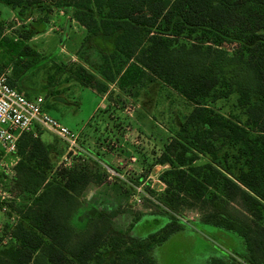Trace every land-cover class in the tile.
Listing matches in <instances>:
<instances>
[{
    "label": "trees",
    "instance_id": "obj_1",
    "mask_svg": "<svg viewBox=\"0 0 264 264\" xmlns=\"http://www.w3.org/2000/svg\"><path fill=\"white\" fill-rule=\"evenodd\" d=\"M0 5L19 25L14 36H6L0 20V73L10 70V87L21 91L42 77L48 92L68 73L106 94L109 85L129 78L141 89L146 77L191 106L152 164L167 166L158 176L164 196L159 205L151 203L158 212L136 213L127 229H115L123 211L100 210V203L84 197L89 186L100 184L88 165L56 168L65 149L59 153L40 131L20 134L12 185L23 204L15 209L9 244L0 248V264H157L153 250L191 230L182 219L193 211L196 227L215 229L239 244L236 258H211L209 264H264V0H0ZM36 10L45 21H34ZM53 11L84 28L85 42L110 44L95 71L78 59L58 64L29 44ZM230 100L236 115L215 110ZM85 150L84 161L95 166L93 150ZM145 216L166 223L146 237L131 234Z\"/></svg>",
    "mask_w": 264,
    "mask_h": 264
},
{
    "label": "rangeland",
    "instance_id": "obj_2",
    "mask_svg": "<svg viewBox=\"0 0 264 264\" xmlns=\"http://www.w3.org/2000/svg\"><path fill=\"white\" fill-rule=\"evenodd\" d=\"M46 18L39 10L33 15L34 21H45ZM0 20L4 22L3 34L14 36L13 32L19 29L14 13L0 5ZM73 22L61 12H51L47 22H44V30L40 28L43 31L35 35L34 46L36 49H45L48 55L44 56L52 57L58 64L70 65L78 59L81 61L78 63L95 71L100 64L99 54L110 51L111 46L100 39L85 42L86 31ZM13 23L15 26L11 28ZM180 42L184 40L181 39ZM62 46L64 52L61 51L59 55ZM225 48L229 53L232 52L231 46ZM4 72L11 75L9 69ZM66 76L69 74H61L53 92H46L42 87L45 81L39 77L36 86L40 88L33 95L44 99L43 109L49 116L73 132L82 131V148L88 146L102 156L100 162H95V166L88 165L92 175H98L100 184L90 187L84 197L92 200V205L100 203V210L123 211L124 214L116 219L115 229H127L136 213L158 212L152 204L159 205L157 199L164 196L165 186L158 176L167 166L152 164L171 141L191 106L157 81L149 84L146 77H143L141 81L147 84L138 89L132 83L133 78H129L125 84L118 82L110 85L107 98L109 104L106 102L105 107L93 115V110L101 102L100 95L76 81H65ZM22 92L25 94L23 89ZM233 107L234 100H230L226 108L219 103L214 106L219 113L236 115L238 110ZM41 134L43 141H52L59 153L65 149L64 144L53 135L47 132ZM2 160L8 162L9 158ZM55 164L56 168L68 167L67 161L60 156ZM83 165L85 164L77 161L74 163L77 168ZM3 169L1 166L0 171L4 172ZM1 172L0 248L9 244L12 228L17 222L18 214L15 209L23 204L12 181ZM141 178V182L136 183ZM12 202L14 204L10 206ZM196 217L198 214L194 211L185 213L182 221L189 224L191 230L172 236L153 250L157 264H209L211 258H236L233 254L239 248L238 241L217 236L215 233L218 231L215 229L196 227L193 224ZM165 223L163 217L145 216L135 225L131 234L146 237L160 230Z\"/></svg>",
    "mask_w": 264,
    "mask_h": 264
},
{
    "label": "built area",
    "instance_id": "obj_3",
    "mask_svg": "<svg viewBox=\"0 0 264 264\" xmlns=\"http://www.w3.org/2000/svg\"><path fill=\"white\" fill-rule=\"evenodd\" d=\"M6 73H0V167H4V172H0L12 181L19 160L16 142L20 134L35 136L37 131L47 132L64 144V160L83 162V157L88 155L80 145L81 132L69 130L45 113L42 97L28 98L22 91L10 87ZM5 157L9 158L8 162H3Z\"/></svg>",
    "mask_w": 264,
    "mask_h": 264
},
{
    "label": "crops",
    "instance_id": "obj_4",
    "mask_svg": "<svg viewBox=\"0 0 264 264\" xmlns=\"http://www.w3.org/2000/svg\"><path fill=\"white\" fill-rule=\"evenodd\" d=\"M75 22H73V24H74ZM34 37L30 40V42H29V44H33V45H35V43H33L34 42ZM63 47V46H62ZM36 51L39 53V54H45V55H48V53L46 52V50L44 49H36ZM64 52L63 51V49L61 48L60 49V51L58 52V54L60 55V52ZM52 58V57H51ZM70 58H73V56H71ZM80 65H83V64H80ZM86 68V67H85ZM87 69V68H86ZM67 77V78H66ZM65 77V81H68V82H71L72 80L73 81H75L73 78H71L70 76H66ZM60 80V79H59ZM64 80V79H63ZM59 82V81H58ZM37 84H33V85H31V84H29V83H27L26 84V86H24L25 88H22L23 90H24V92H25V94L26 95H28L30 98H34V97H37L38 95H33L34 94V91H37V90H35V89H38V88H40L39 86L37 87L36 86ZM112 85V84H111ZM31 88H33L34 90H32ZM110 88H111V86L109 85L108 86V90H107V93L106 94H99L100 95V103H101V105H102V107H100V103L96 106V108L93 110V115L95 114H97V112L101 109V108H104L105 107V103L107 102L108 104H109V102L107 101V98H108V93L110 92L109 90H110ZM22 89H21V91H22ZM54 91V89H52V92ZM51 92V93H52ZM36 93V92H35ZM81 133H82V131H80ZM82 136L84 137V139L85 140H88V138L85 136V135H83L82 134ZM87 147V146H86ZM84 149V148H83ZM85 150V149H84ZM85 152L87 153V155H88V152L85 150ZM89 156V155H88ZM85 157V156H84ZM90 157H91V159L93 160V162H100L101 161V159H102V156L100 155V154H98V151H96L95 149H93V153H92V155H90ZM62 158H64V155L62 156ZM132 161H134L135 159H131ZM76 162V160H74V161H70V162H67V164H70V166H72V165H74V163ZM83 163L84 164H86V165H90V163H89V161H87V162H85L84 160H83ZM92 186H94L93 184L91 185V186H89L88 187V189H87V191H89V188L90 187H92ZM91 195V194H90Z\"/></svg>",
    "mask_w": 264,
    "mask_h": 264
},
{
    "label": "water",
    "instance_id": "obj_5",
    "mask_svg": "<svg viewBox=\"0 0 264 264\" xmlns=\"http://www.w3.org/2000/svg\"><path fill=\"white\" fill-rule=\"evenodd\" d=\"M160 188H163V187H160Z\"/></svg>",
    "mask_w": 264,
    "mask_h": 264
}]
</instances>
